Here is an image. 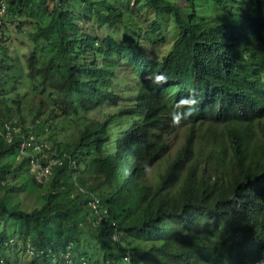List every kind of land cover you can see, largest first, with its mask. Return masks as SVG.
Returning a JSON list of instances; mask_svg holds the SVG:
<instances>
[{
	"label": "trees",
	"instance_id": "trees-1",
	"mask_svg": "<svg viewBox=\"0 0 264 264\" xmlns=\"http://www.w3.org/2000/svg\"><path fill=\"white\" fill-rule=\"evenodd\" d=\"M3 4L2 20L33 27L23 39L35 45L23 63L0 24L3 133L26 86L51 105L34 115L40 133L57 121L76 127L70 142H52L51 181L29 175L48 186L30 211L10 202L29 160L18 158L17 134L0 135L3 261L15 238L39 255L33 264H264V0ZM92 23L105 38L83 30Z\"/></svg>",
	"mask_w": 264,
	"mask_h": 264
},
{
	"label": "rangeland",
	"instance_id": "rangeland-1",
	"mask_svg": "<svg viewBox=\"0 0 264 264\" xmlns=\"http://www.w3.org/2000/svg\"><path fill=\"white\" fill-rule=\"evenodd\" d=\"M131 1H132V5L137 3V0H131ZM53 5L54 4H50V7L52 8ZM4 7H6V5ZM5 15H6V13H5ZM5 18H7V17H5ZM11 18L12 17H10V18L8 17L6 20L4 18H3V20L1 19L0 24L4 27L5 26L4 24L7 23L6 25L9 26L10 30H9L8 33L10 34V38L7 41L8 42V46L10 47L12 54L15 55V53H17L18 58L22 59L23 63H25V61L27 62V60H28L29 54L32 52V47H34L35 45L32 42L28 41L27 39L25 40L23 38L25 36H27V34L29 32L33 31V27H30V28L27 27V28L24 29L26 32H22L21 33L20 29H18V27H17L19 22L12 23L14 18H12V19ZM25 19L26 18L22 19L23 20L22 22H24ZM83 27H84L83 28L84 31H88L92 35L98 33L99 34V38H101V39L105 38V36L107 35V31L105 30L107 28L99 26L97 23H92L90 26H87V28H86L85 25ZM119 37H121V34H119ZM171 45H172L171 42H167V44L164 45V46H167V47H165L163 51L160 50L159 53H158V56H162V55L168 53V52H165V51H167L171 47ZM19 47H23V50H18ZM147 55H149V51H147ZM13 57H15V56H13ZM90 57H92V54H90ZM119 74L121 76V74H122L121 70L119 71ZM11 77H12V72H9L7 77H6V81H5V82H7V83L9 82V83L4 85L3 86L4 88L6 86L8 88L11 87V84H12ZM3 81H4V76L0 75V82L2 84H3ZM0 90H1V87H0ZM20 91H21V94L23 95V98H21L22 99L21 107H22V110H23L22 114L21 115L20 114L16 115V118H13V119L9 120L8 127H10L12 129L11 133H8V134L5 133L4 134L2 132V127H0V135H1V132H2L1 136L2 137L5 136L6 139H8L7 142H10L12 140V133L18 131V127H15V128H13V127H14V124H16L21 118L25 119L24 126H26V127L34 126L36 136L37 137L39 136V137L42 138V139H38L37 142L34 139L36 143H42V144L45 145L46 142H49L50 146H51L53 143L56 144V143H60V142L61 143L70 142L72 140L73 136L71 134H72V131L76 129V127L74 125L73 126H68L66 123L60 124L59 121H57L55 123L56 127L54 129L46 128L45 133H43V134H42V132L39 133V131H40L39 123H37L35 125L32 124L34 119L38 120V116L34 117V115L38 111H40L41 102L44 103V106H43L44 112H47V110H49L51 108V105L49 104L48 99L46 98L45 95H42L39 91L38 92H34L29 86L21 88ZM119 93L121 95L120 91H119ZM15 95H16V93H15ZM24 95H25V97H24ZM17 99L20 100V97H17L16 101H18ZM51 101L52 102H56V100L53 97L51 98ZM13 106H14V109L17 110V108L20 105H17V103L14 102ZM103 110H104V108H102V110H101L102 114L106 113L107 111H109V112L112 111L109 108L106 111H103ZM45 117L46 116L44 115L42 118H45ZM100 118H103V116L101 115ZM63 127L65 128V130L62 129ZM28 132H29V129H28ZM110 134L112 135L113 132H111ZM40 140H43V141L40 142ZM184 141H185V134H184V131H181L173 139L172 148H171V151H170L168 157L173 156L175 154L176 150L184 143ZM55 144H53V145H54V148L56 149ZM109 145H110V149H112V142ZM18 146H19V149H21V145L19 144ZM103 148H105V147L103 146ZM18 153H19L18 154L19 155L18 158L22 157L21 156V155H23L22 149ZM26 158H27V161H28L29 158H28L27 155H26ZM7 161L11 162L10 159H8ZM161 165H162V162H160L156 166L157 169L155 171H152L150 173V177L151 178H154V176L157 175L156 171H160L162 169ZM21 174L22 173H20V175ZM30 174L31 173L26 174L25 177L20 176L18 178L19 180L16 181L17 186H21L23 184L25 190L12 192L10 194V202L12 204L13 203L14 204H16V203L20 204L21 203L22 208H24L27 211H30L33 208H35L36 206L40 205L41 197L46 192V189L48 187V186L47 187L35 186L31 182V178L29 177ZM26 176H28V178H26ZM50 181H48L47 183H49ZM11 183H13L12 180H11ZM83 192H86V189H84ZM92 206H93L94 209H96V206H98L97 202L94 201ZM12 241H14L13 242L14 245L10 244L11 246H8L9 251L7 252L6 257H5L8 261H10V262H8V264H14V263L15 264L16 263H18V264H33L37 259H39V257H38L39 255L32 254L31 252L27 253L23 249L24 245L21 242H19L17 239L12 238ZM17 252H18V257L15 255ZM3 258H4V256L2 254H0V264H7L5 262L6 259L4 261L2 260Z\"/></svg>",
	"mask_w": 264,
	"mask_h": 264
},
{
	"label": "built area",
	"instance_id": "built-area-1",
	"mask_svg": "<svg viewBox=\"0 0 264 264\" xmlns=\"http://www.w3.org/2000/svg\"><path fill=\"white\" fill-rule=\"evenodd\" d=\"M2 6L1 11L4 12V4ZM6 130L7 134L12 131L8 125L6 126ZM22 151L23 154H28L30 157V171L31 174L35 176L38 183L43 184L50 181L53 176V167L56 166L58 162L50 159L41 144L32 143L30 140L24 141L22 144ZM30 251H32V249Z\"/></svg>",
	"mask_w": 264,
	"mask_h": 264
},
{
	"label": "clouds",
	"instance_id": "clouds-1",
	"mask_svg": "<svg viewBox=\"0 0 264 264\" xmlns=\"http://www.w3.org/2000/svg\"><path fill=\"white\" fill-rule=\"evenodd\" d=\"M6 9V8H5ZM5 13H6V10H4V12H2L1 11V9H0V21H1V19H2V17L5 15ZM122 75V74H121ZM125 78L126 79H128V81H130V79H131V73L128 71L127 73H125ZM121 77V76H120ZM119 95H120V93H119ZM122 95V94H121ZM121 95H120V99H121ZM122 104H124V102H121ZM120 103V104H121ZM121 104V105H122ZM36 121H38V120H36ZM7 126V125H6ZM15 127H17V125L16 124H14V128ZM26 127V126H25ZM26 128H28L29 129V132H28V130H27V132H25V133H21L20 131H21V128L20 127H18V131H16V132H13V134L15 133V134H17L18 135V138L20 139V145H21V149H22V144L24 143V141H27V140H30L32 143H35L36 144V142L38 141V139H40V137L38 136H36V133H35V130L34 131H31V129L32 128H34V126H30V127H26ZM35 129V128H34ZM3 132V131H2ZM2 132H1V135H2ZM5 132L7 133V130H5ZM40 133V132H39ZM32 136V137H31ZM41 136V135H40ZM14 138V136H12V139ZM36 140V142H35V140ZM41 141H43V140H40V142ZM38 144H41L42 146H43V148L45 149V152L47 153V155L50 157V159H53V160H55V161H60V159H59V154L55 151L56 149L54 148V145L52 144L51 146H50V143L49 142H46L45 143V145L44 144H42V143H38ZM20 149V150H21ZM27 156H28V154H26ZM29 157V156H28ZM57 165H58V163H57ZM29 167H30V157H29ZM54 173V172H53ZM97 202V201H96ZM98 203V202H97ZM92 204H93V202H92Z\"/></svg>",
	"mask_w": 264,
	"mask_h": 264
}]
</instances>
